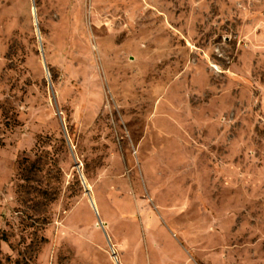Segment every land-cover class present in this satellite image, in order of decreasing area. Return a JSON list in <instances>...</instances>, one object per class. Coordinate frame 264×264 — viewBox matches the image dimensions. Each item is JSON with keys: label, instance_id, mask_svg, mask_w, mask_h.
Wrapping results in <instances>:
<instances>
[{"label": "rangeland", "instance_id": "obj_1", "mask_svg": "<svg viewBox=\"0 0 264 264\" xmlns=\"http://www.w3.org/2000/svg\"><path fill=\"white\" fill-rule=\"evenodd\" d=\"M0 264H264V0H0Z\"/></svg>", "mask_w": 264, "mask_h": 264}, {"label": "water", "instance_id": "obj_2", "mask_svg": "<svg viewBox=\"0 0 264 264\" xmlns=\"http://www.w3.org/2000/svg\"><path fill=\"white\" fill-rule=\"evenodd\" d=\"M90 203L93 207V209L95 210V212L97 213V210H96V207H95V204H94V201L90 198ZM98 214V213H97ZM100 224H101V221L99 220ZM106 239L108 240V238L106 237ZM109 241V240H108Z\"/></svg>", "mask_w": 264, "mask_h": 264}]
</instances>
